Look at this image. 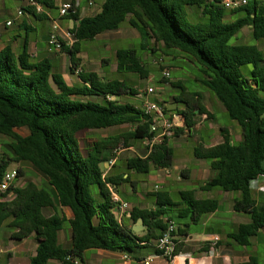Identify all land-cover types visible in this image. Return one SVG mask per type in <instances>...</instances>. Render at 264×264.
<instances>
[{"label": "trees", "instance_id": "obj_1", "mask_svg": "<svg viewBox=\"0 0 264 264\" xmlns=\"http://www.w3.org/2000/svg\"><path fill=\"white\" fill-rule=\"evenodd\" d=\"M46 13H38L33 6L25 13L39 21H47L49 12L58 9V0H34ZM86 1V0H85ZM100 11L94 16L80 18V8L65 19L77 22L76 42L65 46L62 52L70 59V72L77 74L80 84L70 85L55 71L48 58L35 60L28 50V40L16 52L9 45L0 51V135L10 139L7 152L0 155V182L11 164H27L38 175L39 181L24 186H12L0 195V232L3 227L13 229V240L23 241L34 236L38 247L30 264H48L55 260L61 264H84V253L90 249L131 253L140 244H153L166 229L164 217L176 211L178 218L200 223L205 215L219 208L216 199H199L195 190L180 192L179 203L164 192L156 191L155 210L131 211V220L143 219L144 236L139 237L116 217V204L109 185L115 189L131 183L130 174H113L106 168L114 158V151L123 142H141L151 137L153 119L140 108L121 99L138 94L137 89L125 81L106 79L96 72L82 69V43L98 36L117 31L126 22L140 34L141 48L146 51L150 42L165 50H176L187 55L200 66L205 76L199 80L210 89L232 121L239 124L243 141L232 144L227 128L221 129L223 142L194 149L197 160L208 161L216 173L200 190L210 192L221 189L239 193L234 210L249 214L251 222L240 225L228 237L236 244L247 247L252 239L264 231V207H260L253 193V183L264 176V51L257 45L235 44L233 40L246 27L252 37L264 41V5L261 0H250L237 10H229L223 0H101ZM189 8L202 11L207 21L192 22ZM242 13L232 22L228 15ZM155 52V49H150ZM117 70L121 73L148 78L139 52L134 48H120L116 52ZM248 66L252 69L245 72ZM163 82H170L163 77ZM171 85L180 90L174 98L184 105L176 114L183 117L184 127L177 129L175 137L184 130H193L198 118L208 114L200 92L189 91L179 82ZM100 99V101L91 100ZM162 106L163 103L158 102ZM165 108V106H164ZM166 114L173 118V114ZM130 126L126 133L100 138L84 149L81 135L88 131H104ZM17 129H27L23 136ZM174 152L170 140L157 145L146 157L127 160V169L137 174H149L152 167L169 169ZM18 170V179L27 173ZM127 174V178L124 175ZM185 176V172L182 173ZM9 192L15 198L5 200ZM68 209L73 218L55 214L47 217L45 209ZM72 229V247L65 249L58 236L65 225ZM189 223L179 224L177 234L187 232ZM180 245H177V254ZM241 264H260L251 256Z\"/></svg>", "mask_w": 264, "mask_h": 264}, {"label": "rangeland", "instance_id": "obj_2", "mask_svg": "<svg viewBox=\"0 0 264 264\" xmlns=\"http://www.w3.org/2000/svg\"><path fill=\"white\" fill-rule=\"evenodd\" d=\"M59 2V1H58ZM25 0H0V22H5L7 19L12 16H16L19 9L23 7H27ZM82 9H85L87 16H94L100 11V6L102 5L101 0H97L91 8L86 6V3L83 2ZM52 15L61 22L63 27H67L72 25V22L67 21L66 19L61 20L59 18L58 9L51 11ZM188 13L192 22H200L202 20L207 21V19L202 15V11L196 8H189ZM243 14H235L228 15L226 18L227 22H232L235 19L241 17ZM45 22V21H44ZM42 21H39V25L37 26V31L34 33L36 39L41 43V46H46L48 41H46V29L47 25ZM140 34L132 28L128 22L122 25V28L117 31H109L100 36H98L95 40L86 41L82 43V52L80 53V57L82 58V69H85L90 72H96L101 77L106 79H117L121 81H125L127 84L133 86L137 89L138 94L135 96H130L129 98H122V102H131L136 107H140L142 103V97L140 94L147 89L148 87H153L155 89V94L151 97L153 101L162 102L165 106L167 112L172 115L176 113L177 110H183L184 105L181 103H177L174 101V98L180 94V90L171 85V82H179L184 85L189 91L200 92L204 96H212L217 101L218 105L221 107V110L216 111V126L219 128L223 127H233L238 125L237 122L232 121L228 114L226 113L223 105L216 98L214 93L200 83L199 80L205 78V76L200 71V66L197 65L194 61H192L187 55L176 51V50H165L161 45L155 44L154 41L150 42L148 50L144 51L141 48L140 43ZM235 44H249V45H257L261 50L264 51V41L258 42L252 37V30L250 27L244 28L238 36L233 40ZM120 48H134L136 49L142 60L145 64V67L149 71L148 78L142 79L139 75L129 74V73H121L117 70V61H116V52ZM150 49H155V52H152ZM64 54V53H62ZM55 64V71L61 73L66 81L70 85H78L80 84L79 78L77 74H72L70 72V59L68 54H64V56L60 60V64L57 65L58 61L52 60ZM252 69V66H248L245 70L248 73ZM168 71L170 73V78L167 80L170 82H163L164 73ZM91 100L100 101V99L91 98ZM217 110V109H216ZM172 113V114H171ZM202 119H199L201 121ZM208 121H212L211 119H207ZM209 124V123H207ZM130 126H122L117 128H112L104 131H88L83 133L80 137L82 139V144L84 149L89 148L95 140L100 138H108L111 136H117L122 133H126L131 131ZM195 129V128H194ZM17 133L27 136L29 131L27 129H17ZM186 133L185 135H181L179 137H175L170 140V146L174 152V163L171 167V176H166L165 172H160V169H156L152 167L149 174H137L131 173V179L134 177V181H141L140 189H149L153 191L156 185H160L162 190H165L167 186L164 182L170 180L172 183V188L176 194L173 195V201L175 203H179L180 199V191L182 190H193L194 188H199L201 184V178L206 176L208 172L206 170L202 171L199 167H196V163H205L209 165L208 161L205 160H197L194 157V149L199 145L194 132L192 131V135L189 136ZM10 143V139L0 135V155H3L7 152V145ZM122 150L118 155L117 162L115 164L114 171L126 172L127 166L126 162L128 159L133 157H143L146 153V148L141 142L133 141L130 147H125L122 142L120 146L114 151V157L116 156V151ZM186 155V156H183ZM188 157H194L193 164L189 163ZM186 159V160H185ZM183 166L189 167L193 170H197L202 175L198 176V181L193 180H181V170ZM24 168L26 171V175L20 179H18L14 185L16 187L24 186L26 183L30 181H39L40 175H38L29 165L27 164H16L13 163L10 165L9 170H15L18 168ZM116 171V172H117ZM143 180L146 182L143 183ZM209 179H206L208 181ZM264 180V178H263ZM204 181V182H206ZM125 188L131 192V185H120L116 191L118 194L124 199H128L133 202H138L136 194L127 195L125 193ZM217 189V188H216ZM219 190V189H218ZM216 190H214V195H216ZM141 192V191H139ZM151 200H154L155 197H151ZM222 208L227 207V202H222ZM51 212V210H47ZM169 217L173 218V221L179 224L189 223L188 219L178 218L176 211L169 212ZM192 231H202L203 226L202 223L198 225H191ZM13 229H7L3 227L0 232V248L5 249L7 246H16L19 244H12L10 239V232ZM21 245V244H20ZM251 250V247L247 248ZM258 255L261 259V264H264V247L259 248ZM11 261L7 255H1L0 264H10Z\"/></svg>", "mask_w": 264, "mask_h": 264}, {"label": "crops", "instance_id": "obj_3", "mask_svg": "<svg viewBox=\"0 0 264 264\" xmlns=\"http://www.w3.org/2000/svg\"><path fill=\"white\" fill-rule=\"evenodd\" d=\"M27 3L25 6L28 7L29 0H25ZM58 8L61 4L65 2H70L72 0H58ZM97 1V0H96ZM95 1V2H96ZM85 2L87 5V0L80 1V18L87 16L85 9H82V3ZM261 3L264 5V0H261ZM25 7H23L24 9ZM93 8V7H92ZM101 8V6H100ZM92 10L91 8H89ZM49 14V19L45 21L47 25L46 29V41H48L49 36L52 33L53 29V21H57L60 26V34L62 35L64 31L72 28L74 26V22L72 20L66 19L67 21L72 22V25L63 27L61 22L57 20L51 12ZM17 16V14H16ZM14 16V17H16ZM13 16L6 21L14 18ZM63 20V19H61ZM5 21V22H6ZM5 22H0V51L3 50L6 46L11 45L16 52H19L25 40H28V50L30 54L33 56L35 60H42L45 58L50 59L51 61H58L57 65L60 64L61 58L64 56V52L50 51L48 44L46 46H41V43L36 39L34 33L37 31V26L39 25V20L34 18L32 15L25 13V16L20 18L12 27H6ZM252 30V29H251ZM260 43V42H259ZM64 53V54H62ZM54 64V62L52 61ZM55 67V64H54ZM203 105L205 106L207 113L198 118L195 129L192 131L196 136L199 144H204L206 147L216 146L223 142V136L221 129L227 128L230 133L231 143L238 145L243 141L241 127L238 125L233 127H223L219 128L216 126V111L221 110L217 101L212 96H204L202 93ZM158 102V101H155ZM162 103V102H161ZM217 109V110H216ZM169 114V113H168ZM172 114V113H171ZM178 114L173 113V116ZM199 119H202L199 121ZM207 119H211L212 121H208ZM209 123V124H207ZM192 131L184 130V135L191 136ZM183 135V134H182ZM183 156H186L183 154ZM186 160V159H185ZM189 163L193 164L194 157H188ZM174 163V160H173ZM196 167L202 169V171L210 170L206 176H203L200 183H206V179L213 178L216 173L212 171L207 164L196 163ZM106 168L113 174H133V171L126 169V172L114 171V168L107 167ZM157 169V168H156ZM117 171V172H116ZM160 172H165L166 176H171V168L169 169H160ZM185 172V176H182V173ZM127 174L124 175V178H127ZM202 174L197 170H193L189 167H184L181 170V180H193L198 181V176ZM263 177H260L253 183V193L260 207H264V180ZM206 181V182H204ZM146 182L143 180V183ZM166 183L165 190H162L160 185H156L153 191L149 189H140L141 181H134L131 179V183H124V185H131V192L127 188H125V193L127 195L136 194L138 202H133L130 200H126L121 197L124 201L128 202L132 208H137L138 210H155L156 209V199L151 200L153 197V193L157 191V187H159L160 192L167 193L173 200V195L176 194L172 188V183L170 180L164 182ZM201 184L199 188H194L193 190L197 193V198L199 199H216L219 201V208L215 213L205 215L201 219L200 223H202L203 230L202 231H192V226L195 225L189 221L190 226H186L187 232L184 234H177L176 240L177 245H180V250L178 252V257L176 259V264H241L249 260L251 256H256L259 258L260 264L261 259L258 255L259 248L264 247V231L259 233L257 238L252 239L251 245L247 247L240 246L233 242L228 236L235 232L240 225L248 224L251 222V217L246 213H239L234 210L235 201L240 197L239 193H227L222 191L221 189H213L210 192H203L200 188L204 185ZM118 188V187H117ZM116 188V189H117ZM214 190H216V195H214ZM141 191V192H139ZM186 191V190H182ZM181 192V191H180ZM222 202H227V207L222 208ZM47 210H51L48 212ZM171 212V211H169ZM168 212V214H169ZM44 214L47 217H51L55 214L60 216H64L67 221H70L73 216L70 210L62 209L58 205H56V209H45ZM166 214L164 219L169 220L172 217ZM116 217L118 219V212L116 210ZM140 220V219H139ZM131 220V212H128L126 216L121 220L123 224L132 229L134 233H136L139 237L144 236V230L140 232H135L133 230L136 227V224L139 222ZM198 223V224H200ZM197 224V225H198ZM11 233V232H10ZM218 238V240H216ZM59 244L65 248L70 249L72 247V229L67 222L64 229L59 232L58 236ZM12 244H19L16 246H7V248H0V257L1 255H7L11 261L10 264H30L32 256L36 253L38 242L36 241L34 236H31L23 241H16L12 238L10 239ZM251 247V250L247 248ZM152 258L151 264H168L166 259L159 256L153 244L143 245L140 244L139 248H136L134 252L131 253H122V252H111L102 249H90L84 253V264H144L148 258ZM48 264H61L58 261L52 260Z\"/></svg>", "mask_w": 264, "mask_h": 264}, {"label": "built area", "instance_id": "obj_4", "mask_svg": "<svg viewBox=\"0 0 264 264\" xmlns=\"http://www.w3.org/2000/svg\"><path fill=\"white\" fill-rule=\"evenodd\" d=\"M81 0H72L70 2H65L61 4L58 8L59 18L65 19L69 16L72 12H76L77 8L80 6ZM96 0H87V5L89 8H92L95 4ZM250 0H223V5L225 8L229 10H237L246 6ZM28 6H33L37 9L38 13H46L44 8L39 5L34 0H29ZM25 16V11L23 8L19 9L17 12V16L6 21V27H12L14 24L22 17ZM74 22V26L66 31L61 35L60 34V26L58 25L57 21H53V29L52 33L48 39V47L50 51H57L62 52L65 46H72L76 42L75 37V26L77 22ZM81 69L76 71L77 74L81 73ZM165 79L170 78V73L166 71L164 73ZM155 94V89L153 87H148L145 89L140 96L142 97V103L139 107L143 113L151 117L153 119V124L151 126V137H147L142 141V144L146 148V157L150 155L155 147L165 140H171L175 138V133L177 129L184 127V120L183 117L180 115L173 116V118H169L166 114L164 106L155 102L151 99V97ZM187 130V129H186ZM122 150L116 151V156L107 163V167L111 168L114 167L118 155L121 153ZM18 170H8L3 180L0 182V195L6 194L8 191L11 190L12 186H15L14 183L18 180ZM16 187V186H15ZM109 189L112 193V199L116 204V210L118 212V220L121 221L128 212L132 211V206L124 201L116 189L109 185ZM159 187H157V191ZM15 198L14 192H9L7 198L5 200H12ZM178 230V225L174 221H168L167 227L165 231L157 237L153 241V245L158 253L159 256L166 259L168 264H176L177 255V240H176V233ZM218 240V238L216 239ZM152 258H148L144 261V264H151Z\"/></svg>", "mask_w": 264, "mask_h": 264}, {"label": "water", "instance_id": "obj_5", "mask_svg": "<svg viewBox=\"0 0 264 264\" xmlns=\"http://www.w3.org/2000/svg\"><path fill=\"white\" fill-rule=\"evenodd\" d=\"M145 229L143 219H140L139 222L136 224V227L133 228L135 232H140Z\"/></svg>", "mask_w": 264, "mask_h": 264}]
</instances>
